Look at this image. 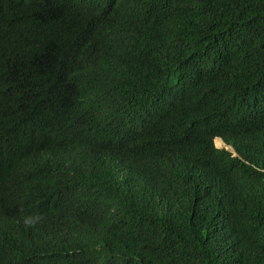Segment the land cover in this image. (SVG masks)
Returning <instances> with one entry per match:
<instances>
[{
	"label": "trees",
	"instance_id": "1",
	"mask_svg": "<svg viewBox=\"0 0 264 264\" xmlns=\"http://www.w3.org/2000/svg\"><path fill=\"white\" fill-rule=\"evenodd\" d=\"M0 264H264V0H0Z\"/></svg>",
	"mask_w": 264,
	"mask_h": 264
},
{
	"label": "clouds",
	"instance_id": "2",
	"mask_svg": "<svg viewBox=\"0 0 264 264\" xmlns=\"http://www.w3.org/2000/svg\"><path fill=\"white\" fill-rule=\"evenodd\" d=\"M223 141V140H222ZM224 142V141H223ZM224 146H227L226 144H224Z\"/></svg>",
	"mask_w": 264,
	"mask_h": 264
},
{
	"label": "rangeland",
	"instance_id": "3",
	"mask_svg": "<svg viewBox=\"0 0 264 264\" xmlns=\"http://www.w3.org/2000/svg\"><path fill=\"white\" fill-rule=\"evenodd\" d=\"M219 146V145H218ZM224 145H222V146H219V147H223Z\"/></svg>",
	"mask_w": 264,
	"mask_h": 264
},
{
	"label": "water",
	"instance_id": "4",
	"mask_svg": "<svg viewBox=\"0 0 264 264\" xmlns=\"http://www.w3.org/2000/svg\"><path fill=\"white\" fill-rule=\"evenodd\" d=\"M225 144V143H224Z\"/></svg>",
	"mask_w": 264,
	"mask_h": 264
}]
</instances>
